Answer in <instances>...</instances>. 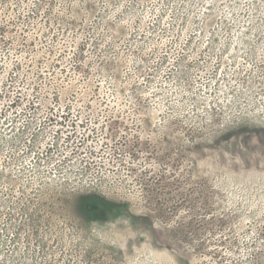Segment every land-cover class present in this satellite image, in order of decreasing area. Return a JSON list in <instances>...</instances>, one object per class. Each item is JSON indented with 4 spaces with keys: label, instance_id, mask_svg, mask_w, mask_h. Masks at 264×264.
<instances>
[{
    "label": "rangeland",
    "instance_id": "rangeland-1",
    "mask_svg": "<svg viewBox=\"0 0 264 264\" xmlns=\"http://www.w3.org/2000/svg\"><path fill=\"white\" fill-rule=\"evenodd\" d=\"M0 264H264V0H0Z\"/></svg>",
    "mask_w": 264,
    "mask_h": 264
},
{
    "label": "trees",
    "instance_id": "trees-1",
    "mask_svg": "<svg viewBox=\"0 0 264 264\" xmlns=\"http://www.w3.org/2000/svg\"><path fill=\"white\" fill-rule=\"evenodd\" d=\"M91 209H92V207H91ZM92 210H94V209H92ZM82 211L85 212V213H87V208H82Z\"/></svg>",
    "mask_w": 264,
    "mask_h": 264
}]
</instances>
